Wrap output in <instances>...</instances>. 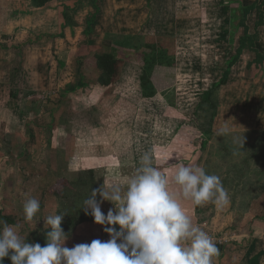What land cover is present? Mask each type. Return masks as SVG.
<instances>
[{
  "label": "rangeland",
  "instance_id": "1",
  "mask_svg": "<svg viewBox=\"0 0 264 264\" xmlns=\"http://www.w3.org/2000/svg\"><path fill=\"white\" fill-rule=\"evenodd\" d=\"M253 2L255 0H0V38L20 41L14 46L19 51H14L10 61L25 58L24 67H42L43 76L39 75L35 84L44 83L49 76L55 89H59L68 70L79 67L78 55L88 51L86 41L89 39L99 41L103 47L97 53L115 49L123 55L124 71L131 74L129 83L112 94L89 89L86 102L74 99L71 112L67 111L61 120V126L70 124L71 136L61 130L58 139L53 141L56 150L44 161L37 159L40 164L25 157L23 162L14 160L16 166L10 162L15 156L10 155L7 160L9 150L1 149L6 143L1 144L0 166H6L8 172L3 171L4 180L0 171V228L2 222L13 225L23 239L35 244L50 229L46 218L64 214L61 227L68 236L66 247L91 243L94 239L109 240L103 226L95 224L93 217L81 209L83 201L90 197L92 189L104 184L125 188L141 166L142 157L148 154L153 166L169 177L172 192L180 199L193 224L212 237L215 245L221 239L247 238L252 222L256 230L264 232V146L261 145L264 64L249 67L255 55L245 51L233 68L229 83L218 91L221 103L214 123L215 138L209 150L203 153L200 152L202 136L196 125L199 120L195 116L200 89L222 77L218 67L225 70L229 58L224 48L231 50L243 36L241 9ZM61 8L66 21L61 28H66V35L59 41L50 40L54 46L49 60L46 53L43 55L46 59H38L37 51H42L48 43L45 39L37 41V37L45 36L53 22L60 23ZM249 16L253 34L258 13ZM259 32V45L262 42L264 45V27ZM70 37L72 40L67 41ZM219 39L230 41L232 46ZM147 44L161 50L147 49ZM136 46L140 47L139 52L131 53ZM32 51L33 54H29ZM161 51L168 65H158L152 79L157 91L166 95L155 100L160 101L157 106L165 110L162 113H166L167 123L151 111L152 106L148 116L137 110L141 98L137 92L143 93L141 77L145 60ZM88 60L91 65V57ZM28 79L30 82V77ZM41 94L40 91L36 97L43 102ZM33 104L38 111L36 102ZM116 118L120 121L117 139L109 136ZM1 133L2 130L0 136ZM226 133L230 136L223 137ZM140 135L152 139H147V147L136 139ZM47 144L52 147L50 141ZM222 144L240 151L236 155L223 153ZM149 145H152L150 149ZM129 149L134 151L132 155H127ZM201 155L203 160L199 161ZM177 163L202 167L206 174L217 175L227 191L228 205L218 208L208 203L197 211L196 205L184 200L174 184L176 168L173 166ZM30 198L40 202V210L32 221H27L23 205ZM100 199L97 196V200ZM114 207L111 202L103 201L101 210L106 215ZM10 219L15 224H11Z\"/></svg>",
  "mask_w": 264,
  "mask_h": 264
},
{
  "label": "clouds",
  "instance_id": "2",
  "mask_svg": "<svg viewBox=\"0 0 264 264\" xmlns=\"http://www.w3.org/2000/svg\"><path fill=\"white\" fill-rule=\"evenodd\" d=\"M173 167L176 172L172 179L184 200L196 206L228 205L227 191L217 175L206 174L202 167L179 163ZM103 201L115 206L106 215L101 210ZM23 208L25 219L32 221L40 202L30 198ZM81 209L93 217L95 224L103 226L109 240L94 239L66 247L68 236L61 227L64 214L46 218L50 231L44 246L28 243L15 226L2 222L0 264L5 258L12 264H213L219 255L212 237L193 224L172 192L169 177L153 166L148 154L142 157L141 166L125 188L104 184L92 189Z\"/></svg>",
  "mask_w": 264,
  "mask_h": 264
},
{
  "label": "crops",
  "instance_id": "3",
  "mask_svg": "<svg viewBox=\"0 0 264 264\" xmlns=\"http://www.w3.org/2000/svg\"><path fill=\"white\" fill-rule=\"evenodd\" d=\"M256 1L257 0H255V2ZM253 3H251L250 5H252ZM246 5H243L241 12L244 7L249 6ZM63 12L64 9L62 8L58 12V14L60 15L59 18L61 20L60 23L53 22L51 24L53 26L52 29H49V31L45 32V36L40 35L37 37V41L45 39L46 41L44 42H47L48 45L44 46L42 51H37L39 52V54L35 56L36 58L46 59L43 57V55L46 53L47 60H49L51 57L50 54H52V51H50V49L54 46L49 43L50 40H54V42L56 40L59 41L62 39L63 35H66V28H61L63 25H66L65 18L63 17ZM69 28V30H71V27ZM66 40L70 41L72 40V38ZM219 40H223L225 42L226 39ZM18 42H20L18 41V39L7 41L6 39L0 38V131L2 130L0 136V146H2L1 144L6 143V145L4 147H1V149H6V152L7 150H9L10 154L8 153V155H6L7 160L10 155L15 156L11 158L12 161L10 160V162L15 164L16 166L17 164L14 163V160H16V162H23L25 157H31V160L34 163H39L37 159L41 160L42 158L43 161L47 159V157L50 155V152L56 150L54 149L55 147H53V141L58 139L61 130L65 133L67 132L69 134L68 136H71L72 131L69 122V125L67 127L64 124L63 126H61V120H63L67 111L68 113L71 112V104L73 103L74 99L86 102L89 96V89H91V91H93L92 89H95V91L97 90L99 92H105L106 94H112L113 91L118 87L120 88V86H126L130 80L129 77H131V74H128L124 71L126 62L121 58L123 55H119L120 53L118 54V52H115V49L110 51L109 49H106L103 53H97L101 48L99 45V41L94 42L89 39L86 41L88 51H85L84 53H80V55H78L80 61L79 67L68 70L65 75V82L59 85V89H55L54 84L50 82L49 76L45 77L44 83L41 82L42 84H35L34 80H38L39 75L43 76V74H41L42 67H35L32 69L24 67L23 60L25 58L15 59L14 63L10 61L14 51H19L14 47L18 44ZM226 42H228L229 46H232L230 41L226 40ZM261 44L263 45V42ZM238 46L239 41L232 46L233 48L231 50H229V47L227 46L224 48V50L229 52V58L227 59V61H230L231 58L236 55ZM72 49L74 51L76 48ZM136 52H139V49L132 47L131 53ZM244 52L242 56L244 55ZM30 53L33 54V51L29 52V54ZM106 53L112 54L116 58L122 59L124 62V67H121L119 75L111 88L104 87L99 83L102 71L98 68L96 57L97 55ZM25 54H27V51H25ZM31 56L32 55H30V57ZM90 57L92 59L90 63L93 66L88 64V59ZM221 68L218 67L223 75L225 70H221ZM28 77H30V82ZM218 80L219 79H215L210 85H208V87H203L202 89H200V93L209 90L211 85ZM138 89L140 90V88ZM40 91L43 92V94L40 95V97L44 99L43 102L37 99L39 96L36 97V94L39 95ZM163 94L164 93H161V91L159 90L154 96L147 97L144 96L143 93H139L138 91V97L141 96V98L138 99L139 102L137 104V110L139 111V113L148 116L147 113L150 112L152 106L151 111L160 116L161 121L165 120L164 122L167 123V115L166 113H162L165 110L161 109V106H157L158 104H160V101L155 100L157 98L163 99L164 97H166V95ZM219 99L221 103L220 93ZM130 100L131 99L128 100L127 106L129 122L131 121ZM33 101L36 102L38 111L35 107L36 105L33 104ZM200 101L201 100L199 97L195 107H198ZM78 105L80 106V103ZM173 105H175V103H173ZM157 110L159 111L157 112ZM161 115L165 118H163ZM114 122L116 123V125L112 127L113 131L109 133V136L117 139L120 136L117 130L120 127L119 118H116ZM148 138L149 136L143 138V136L140 135L137 136L136 139L138 141L141 140L144 144V147H147ZM49 141L52 143V147H49L50 143L47 144ZM151 147L152 145H149V149ZM133 153L134 151L130 149L127 151V155H132ZM134 164L135 162L131 160V166H134ZM0 167V171L2 173L3 171L8 172V170H5L6 166L4 168L3 166ZM4 176L5 174L3 173V177ZM5 186L7 188V183H5ZM254 220L256 219L254 218ZM250 227V235L247 238L245 237L237 241H234L233 239H221L220 243L216 244V247L219 249V255L214 258L213 264H264V232L261 230H256L254 228L253 222Z\"/></svg>",
  "mask_w": 264,
  "mask_h": 264
},
{
  "label": "trees",
  "instance_id": "4",
  "mask_svg": "<svg viewBox=\"0 0 264 264\" xmlns=\"http://www.w3.org/2000/svg\"><path fill=\"white\" fill-rule=\"evenodd\" d=\"M254 11L258 13V20L255 23V31L251 34V28L248 24L249 15H251ZM242 21L240 26L244 28V34L239 40V46L236 50V55L231 58L227 63V67L222 75V77L215 83H213L209 90L204 91L199 94L200 102L195 112V116L198 118L199 122L196 124L198 127L199 135L202 136L200 152L209 150L211 141L215 138L214 132V123L218 117L220 112V99H219V90L226 86L232 75L233 68L238 64L241 59V56L244 51L253 52L255 57L251 63H249V67L253 65H262L264 64V45H259L261 42L260 28L264 27V0H257L252 5L244 7L242 10ZM127 38V37H126ZM128 46V45H125ZM159 46V45H158ZM140 49V47H133ZM147 49L154 50L155 47L151 45H146ZM160 47H157V50L160 51ZM97 64L98 68L102 71V75L99 79V83L104 87L111 88L115 83L120 69L123 65V60L116 58L112 54H101L97 55ZM164 60H163V59ZM167 66L168 60H165L164 52H159L154 54L151 58H147L145 60L144 67V75L141 77L142 86H143V95L147 97L154 96L157 94L156 85L153 82L152 76L154 73V69L157 66ZM205 113L204 115H201ZM205 118V119H204ZM256 131H253V133ZM223 137H229L230 134L226 133L222 135ZM261 145L264 146V135L261 141ZM221 149L223 153L236 155L239 153L240 149H231V145L222 144ZM257 152V151H256ZM262 152V151H261ZM203 160V155H201L199 161ZM253 199V198H252ZM197 211L201 210V206H196ZM11 224H15L13 220H9ZM50 229H47L39 239H37L36 243H39L41 246L46 245L47 241V232ZM4 264H12L9 258L4 259Z\"/></svg>",
  "mask_w": 264,
  "mask_h": 264
}]
</instances>
